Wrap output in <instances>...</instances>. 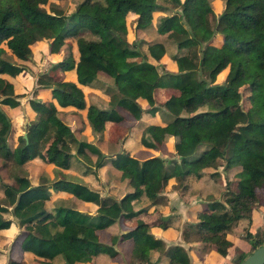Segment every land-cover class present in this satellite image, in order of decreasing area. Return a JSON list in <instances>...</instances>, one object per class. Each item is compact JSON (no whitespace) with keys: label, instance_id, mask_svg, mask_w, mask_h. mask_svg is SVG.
<instances>
[{"label":"trees","instance_id":"obj_1","mask_svg":"<svg viewBox=\"0 0 264 264\" xmlns=\"http://www.w3.org/2000/svg\"><path fill=\"white\" fill-rule=\"evenodd\" d=\"M49 1L62 0L44 2ZM215 1L103 0L96 4L92 14H84L79 8L88 0L81 1L77 9L69 13L50 2L51 6L46 10L38 0H0V75L15 78L25 73L27 68L23 62L33 57L40 43L47 44V52L54 62L51 68L76 73V82L53 81L48 87L51 99L60 107L85 111L93 134L104 131V125L109 121L108 112L116 108L139 120L144 113L139 99L147 102L148 112L158 111L160 107L155 106L154 92L163 78L174 82L179 95L169 98L161 106L171 115L167 125L163 128L147 126L141 144L156 150L165 136L182 138L179 162L172 161L174 167L168 170L163 160L151 159L142 163L133 177L144 185L154 181L166 185L169 179L175 178L173 188L179 189L187 177L194 176L199 180L215 176L218 168L225 164L224 170L229 169L227 186L230 179L236 177L238 192L226 190L222 194L223 200L206 204L204 209L197 211L199 224L188 227L182 234L185 242L202 244L203 254L212 248L219 254L225 253L220 247L219 234L225 235L240 219L251 221L253 210L262 201L261 182L264 181V0H219L221 12L217 16ZM172 11H179L176 15L188 26V33L170 32L177 17L167 14ZM156 13L160 15L156 17ZM130 16L135 36L131 41L123 32ZM211 16L215 19L213 27L208 22ZM153 23L156 32L167 34V37L164 43L148 44L150 58L159 63L165 55V44L175 45V56L186 50L185 55L176 57L177 74H160L158 67L146 60L141 48L144 41L137 38V33ZM74 50L81 58L79 63L74 60ZM138 59L140 61L128 65V61ZM87 63L95 64L110 75L115 92L108 93V87L97 79L96 72ZM207 65H211L207 73L209 81L200 71ZM226 69L225 85H215L216 77ZM3 81L0 105L18 107L23 95L15 93L12 83ZM79 85L104 89L108 93L106 110L92 104L87 106ZM244 97H249L250 101L247 111L241 108ZM51 99L28 101L37 117L26 127V136H18L15 147L9 141L10 119L0 107V157L6 162L0 166L4 192L0 197V230L11 225L5 214L11 213L19 219L26 236L37 242V258L31 264H52L55 259L62 260L63 264H76L83 253L94 255L100 251L114 257L116 250L99 243L96 233L116 223L118 213L124 219L135 217L137 212L133 211L131 201L138 198L140 192L126 194L121 200H111V205H107L106 200L100 201L99 194L80 179L68 182L60 178L63 180L55 179L51 183L41 177L39 184L32 186L27 177L18 173V168L35 158L60 159L66 163L75 155L84 158L95 171L104 166L106 156L58 118ZM85 148L98 154L96 162L84 156L82 150ZM236 156H242L243 161L234 167L232 161ZM132 162L136 160L122 152L112 163L124 173ZM62 183L71 187L69 192L75 199L101 202L96 215L57 204L54 214L48 213L44 206L49 199L48 189H56ZM149 198L153 204L162 200L155 194H150ZM112 205L117 208L115 213ZM134 236H141L153 250L163 251L162 242L149 234L148 225L139 222L122 238ZM245 240L250 251L241 254L234 264H241L255 249L264 245V230H258L254 235L247 233ZM147 251L145 247L133 249L138 264H150ZM167 254L168 264H189L187 254L179 246L170 248Z\"/></svg>","mask_w":264,"mask_h":264},{"label":"crops","instance_id":"obj_2","mask_svg":"<svg viewBox=\"0 0 264 264\" xmlns=\"http://www.w3.org/2000/svg\"><path fill=\"white\" fill-rule=\"evenodd\" d=\"M214 7L217 16L221 12V2L219 0L215 1ZM159 15L160 13L155 14L156 17ZM131 18V16L128 17L125 24L129 21L128 25L133 33L130 24ZM188 30L187 27L186 33H188ZM170 32H173V30H170ZM134 37L133 33L132 39ZM148 37L152 38L148 39ZM166 37L167 34L160 35L156 32L155 23L138 31L137 38L144 41L142 47L146 46V49L142 51L148 62H151L156 66L166 65L167 62H165V60L168 59L169 63V61H173L174 57H177L175 56V45L165 44V55L159 63L150 58L147 51L148 44L155 42L164 43ZM127 39L129 41L132 40L129 38ZM218 41L219 39H217V42ZM39 48L42 49V54L45 56V63H54L47 52V44L42 42L40 43ZM185 53L186 50H184L183 53H180V56L185 55ZM74 60L76 63L81 62L79 53L76 50H74ZM87 64L94 69L97 79L104 83L106 88L108 87V93L115 92L110 75L93 63ZM170 65H166L162 71H159L160 74H177L178 68L175 66L172 69ZM207 67L209 69L211 68V65H207ZM55 69L59 68H54V70ZM227 72L228 69L221 72L216 77L217 79L215 81L219 83V81L223 80L225 82ZM58 74L61 77L59 80L76 82V73L74 70L66 72L59 70ZM31 76V73L28 72L26 74H20L15 78L0 75L1 79L7 80L14 85L16 94L23 95L19 100V106L16 108L0 105L1 109L10 119L12 125V132L9 137L12 147L16 146L19 135L26 136V127L37 117L28 101L33 99V97L42 101H48L51 99V90L48 88L50 85L48 86V84L43 83L38 86L36 85L37 79L31 78ZM79 87L85 95L87 106L92 104L99 109L106 110L108 93H105L104 89H100L96 86L79 85ZM30 89H34L36 94H33L32 92L30 95H26L27 91ZM178 95L179 90L174 86V82L169 78H163L162 84L154 92L155 106L160 107L158 111L148 112L147 110L149 106L147 102L139 99L138 102L144 110V113L139 120L134 119L121 108H116L108 112L109 121L105 123L104 131L98 134L92 133L91 127L85 117V111L82 112L73 107H60L55 100L51 99L58 111L57 116L60 117V120L63 121L71 131H75L78 137H82V140L94 146L102 155L106 156L104 166L99 169V171H101L99 172L101 174V176H99V183L95 186L92 181L80 173L65 169L68 161L63 163L60 159L43 160L35 158L20 167L21 169L26 168L27 170L26 174L20 175L27 177L32 186H37L41 177L49 179L51 183L55 182V179L59 180L60 178H65V181L68 182H75V179H80L88 185L90 190L99 194L100 201L106 200L107 205H111V200H121L126 194L140 192V196L131 201L133 211L137 212L135 217L124 219L121 213H118L117 215L119 218L116 223L103 230L97 231L96 233L98 237L97 241L112 246L116 250L117 255L111 257L103 251L97 252L94 255L83 253L78 257L76 264H138L133 256V249L135 247H145L148 250L147 256L150 264H168L169 255L167 254V251L175 246H179L185 251L189 258V264H234V261L241 254H247L250 251V245L248 241L245 240L243 233L247 231L254 235L258 230H264V181L261 182V189L263 191L262 201L259 207L253 210L251 221L240 219L236 226L225 235L222 233L219 234L220 247L225 250L224 254H219L214 248L203 254L201 252L202 244L187 243L184 241L182 234L188 227H195L199 224L198 210L204 209L206 204L217 200L220 194L227 190L225 189L228 188L226 180H223L224 182L218 185L214 181L215 179H211L210 177L197 180L194 176H189L185 179L181 188L174 189L173 186L176 185V180L175 178H171L167 181L166 185H163L160 181H154L152 182V185L156 184L154 188L150 189L151 186L147 188V186L141 184L139 190L135 191L129 190L126 186L127 184L121 183L125 172L123 173L122 171L117 170L112 162L116 158V155L122 152L137 161L136 165L139 166V169H136L133 174H136L140 170L142 163L151 159L163 160L165 167L170 166L172 159L178 160L179 162V157L183 151L182 138L165 136L163 143L156 150L144 148L141 144V136L143 130L147 126H158L163 128L167 125L171 115L161 106H163L164 102L169 98ZM19 111H23V115H20L22 121H24L22 126L21 124H17V121L14 122L11 118L12 115L9 114L12 113L17 117L19 116ZM53 141L54 138H52L51 143ZM111 143L116 145L117 150L114 153L109 154V146ZM86 149L90 150V148H85L84 150ZM177 149L178 152H176ZM84 150H82V153L84 156L90 158L92 162H95L98 159L97 154L95 155L96 157H92L91 154H87ZM169 153H173L174 155L178 154L176 155L177 159L174 158L175 156L173 155V158H171ZM72 154H75V152L72 151ZM73 157L77 159L79 158L85 162L82 157H77L75 155H73ZM57 160L60 161L62 165H53L50 163ZM5 163L6 162L0 157V166L5 165ZM233 166L235 167V165ZM228 170L225 171L226 174ZM109 171L111 173H109ZM236 181L237 179H230L229 187L231 184L236 185ZM58 186H61V184ZM58 186L56 189H48L49 199L44 203L45 210L48 213L54 214V209L57 204V206H62L66 209L76 210L91 216L96 215L101 202L91 203L75 199L70 192L63 190L60 191ZM186 186L188 189L185 190ZM193 188L196 195L194 194L192 196L191 190ZM149 190H151V194L162 197V200L156 204L150 202L145 196L146 194L150 195L148 193ZM237 192L238 189L233 193ZM0 193L3 194L0 197H3L4 192L1 188V183ZM111 208L115 213L116 206L112 205ZM4 216L11 221V225L8 229L0 230V264H31L37 258V242L26 236L24 227L20 225L18 218L11 213ZM12 216L14 218H12ZM139 222L148 225L149 234L152 235L154 239L162 242L163 251L159 249L153 250L141 236H134L125 239L122 238L123 235L134 230ZM52 264H63V261L55 259Z\"/></svg>","mask_w":264,"mask_h":264},{"label":"rangeland","instance_id":"obj_3","mask_svg":"<svg viewBox=\"0 0 264 264\" xmlns=\"http://www.w3.org/2000/svg\"><path fill=\"white\" fill-rule=\"evenodd\" d=\"M39 1V3H40V5H42L46 10H49V8H50V4H52V5H54V4H58L59 6H58V8H61L65 13H69V12H74L76 9H77V7H78V5H79V3L81 2V1H83V0H62V1H60V2H57L56 3V1L55 2H53V1H49L50 2V4H48L47 2H44L45 0H38ZM53 2V3H52ZM98 2H100V3H102L103 2V0H88V2L84 5V6H82V7H80L79 8V12L80 13H84V14H92L93 12H94V10H95V7H96V4L98 3ZM179 13V11H172V12H168L167 14H178ZM179 16V15H178ZM176 17V19H175V21L172 23V30H173V32H177V33H179V34H184V33H186L187 32V25L184 23V21H182L179 17ZM215 16H216V13H215ZM208 22H209V25L211 26V27H213L214 26V23H215V19H214V17H209V19H208ZM128 23H129V21L128 22H126V24L124 25V28H123V32L125 33V36L127 37V38H129V39H132V37H133V33H132V30H131V28L129 27V25H128ZM152 37H148V39H151ZM40 47V45L38 46V48H37V51H36V49H35V53H34V55H33V57L29 60V61H27V62H23V64L26 66V68H27V71L25 72V74L28 72V73H31V78H36L37 79V81H36V85H38V86H40V85H42L43 83H45V84H48V86L50 85H52V83H53V81L54 80H59L61 77L59 76V74H58V71L60 70V69H53V68H51V66L50 65H52V63L51 64H46L45 63V61L46 60H44L45 59V56H44V54H42V49L41 48H39ZM146 49V46H143L142 47V50H145ZM181 54H178L177 55V57H181L180 56ZM169 56H170V54H169ZM39 57H40V60H39ZM178 58H176V57H174L173 58V61H175V62H173V61H169V63L171 64H169L168 63V59L167 60H165V62H167L166 63V65H170L171 66V68L173 69V67H177V63H176V60H177ZM138 61H140V59H138V60H130V61H128V65L129 64H131L132 62L134 63V62H138ZM176 65H175V64ZM165 64L164 65H158L157 67H158V70L159 71H162L164 68H165V66H166ZM178 68V67H177ZM61 71V70H60ZM201 72H202V74H205L204 76H203V78L205 79V80H207V81H209V78H208V67L207 66H205L204 68H201V70H200ZM177 72H178V70H177ZM201 74V73H200ZM217 79V78H216ZM40 83V84H39ZM215 85H225V82L223 81V80H221V81H219V83L218 82H216L215 81V83H214ZM5 85V83H4V81L0 78V89L1 88H3V86ZM33 92V94H36L35 93V90L34 89H30V90H28L27 91V94L26 95H30L31 93ZM34 98V97H33ZM241 108L244 110V111H247V110H249V108H250V101H249V97H244L243 99H242V102H241ZM9 112V111H8ZM10 115H12V120L14 121V122H16L17 121V124H21V126L24 124V121H22V118H21V116L20 115H23V111H19V113H18V115L19 116H17V117H15L12 113H9ZM59 119H60V117H58ZM112 118H114V117H112ZM21 128H23V127H21ZM123 130V129H122ZM124 131V130H123ZM238 131L239 132H242V130L240 129V128H238ZM177 146V145H176ZM110 148H109V154L110 153H114L116 150H117V148H116V145L114 144V143H111L110 144V146H109ZM87 154H91V156L92 157H96L95 155L97 154L96 152H94L93 150L91 151V149L90 150H88V149H86V150H84ZM83 152V151H82ZM93 152V153H92ZM176 152H178V149L176 150ZM169 155L171 156V158H173V156H175L174 158H176L177 159V157H176V155H178V154H176V155H174L173 153L172 154H170L169 153ZM173 155V156H172ZM97 156H98V154H97ZM170 158V159H171ZM178 162V160H171V162ZM242 161H243V157L242 156H236L235 158H233V164L234 165H239V164H241L242 163ZM96 162V161H95ZM170 162V166H167V167H165L166 169H172L174 166H173V164ZM50 163H52L53 165H57V164H60V165H62V163L60 162V161H54V162H50ZM136 163H137V161L136 162H132L131 164H130V167L128 168V170L125 172V174H124V176H123V179L121 180V183H123V184H127L126 186L129 188V190H139V188H140V185L141 184H139V183H137L135 180H134V172L136 171V169H139V166L138 165H136ZM6 164V163H5ZM67 166H65V169H67V170H70V171H73V172H76V173H80L81 175H83L84 177H86L87 179H89L90 181H92V183L95 185V186H97V183H99V176H101V174L99 173V172H101V171H99V170H96L95 171V169L93 168V167H89L87 164H85V162L83 161V160H81V159H77V158H75V157H73V158H71L67 163ZM225 164L223 163V166H224ZM220 167L218 170H217V172L216 173H214L215 174V176L213 175L212 177H210L211 179H215L214 181L216 182V184H221V183H223L225 180L227 181V174L225 173V171L227 170H224V167ZM18 173L19 174H26L27 173V170H26V168H24V169H21V168H18ZM34 173V172H33ZM109 173H111L110 171H109ZM235 180L237 179L236 177H233ZM224 180V181H223ZM235 184V183H234ZM145 186H151L150 187V189L151 188H154V186H156V184H153L152 185V183H146V185ZM214 186H215V184H214ZM102 187V186H101ZM58 188L60 189V191L61 190H63V191H70L71 189V187L70 186H68V185H65V184H61V186H58ZM186 189H188L187 188V186H186V188H185V190ZM214 189V188H213ZM225 189H227V190H230V191H233V192H236V190H237V188H236V185H232L231 184V186L229 187L228 186V188H225ZM195 190H194V188L191 190V195L193 196L194 194L196 195V192H194ZM151 192V190H149L148 191V193L149 194H151L150 193ZM193 192V193H192ZM224 193V192H223ZM222 193V194H223ZM222 194H220V196H219V198H218V200H223V195ZM3 194L2 193H0V196H2ZM148 199H149V201L151 202V200H150V198H149V195H145ZM142 205H143V203H142ZM116 211H117V208H116ZM115 211V212H116ZM6 215V214H5ZM12 218H14L13 216H12ZM248 232L247 231H245L244 233H243V235L245 236L246 234H247ZM225 244H227V243H225Z\"/></svg>","mask_w":264,"mask_h":264},{"label":"water","instance_id":"obj_4","mask_svg":"<svg viewBox=\"0 0 264 264\" xmlns=\"http://www.w3.org/2000/svg\"><path fill=\"white\" fill-rule=\"evenodd\" d=\"M241 264H264V245L255 249Z\"/></svg>","mask_w":264,"mask_h":264}]
</instances>
